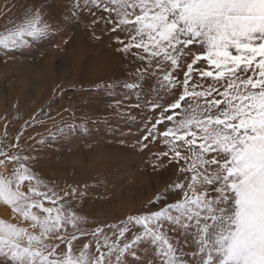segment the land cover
I'll use <instances>...</instances> for the list:
<instances>
[{"label":"snow or ice","instance_id":"1","mask_svg":"<svg viewBox=\"0 0 264 264\" xmlns=\"http://www.w3.org/2000/svg\"><path fill=\"white\" fill-rule=\"evenodd\" d=\"M84 11L92 25L103 22L117 52L141 62L134 81L102 85L109 96L118 86L172 95L167 105L150 102L159 118L145 122L137 143L166 146L152 154L177 167L183 179L170 189L182 196L123 227H81L88 217L67 206L78 189L50 186L36 157L13 151L17 135L0 147V205L12 213L0 218V264H264V0H33L0 33V49L50 39ZM121 105L107 106L123 118ZM77 130L65 124L51 140Z\"/></svg>","mask_w":264,"mask_h":264},{"label":"rangeland","instance_id":"2","mask_svg":"<svg viewBox=\"0 0 264 264\" xmlns=\"http://www.w3.org/2000/svg\"><path fill=\"white\" fill-rule=\"evenodd\" d=\"M32 2L0 0V33L11 28L9 22L18 21L24 6ZM93 18L84 11L79 24L50 39L22 49H0V139L4 141L0 147L7 151L6 145L17 143L20 135V148L13 151L36 157L34 170L50 186L57 191L77 188L78 193L67 198V206L88 217L81 227H123L121 222L129 216L158 211L182 196L170 189L183 179L177 167L152 154L165 151L166 146L157 141L141 151L137 143L145 122L159 118L160 109L153 111L150 102L167 105L173 97L163 89L136 93L119 86L109 96L102 85L134 81L141 62L117 52L111 34L102 30L103 22L92 25ZM204 80L210 82V78ZM117 100L122 101L123 118L116 108L107 106ZM73 122L78 125L75 133L51 140L52 133ZM158 128L163 130L164 125ZM159 163L166 166L154 167ZM159 194L164 196L157 201ZM0 218L12 220L11 209L0 205ZM129 227L132 232L142 230ZM113 231L104 228L105 234L116 239Z\"/></svg>","mask_w":264,"mask_h":264}]
</instances>
